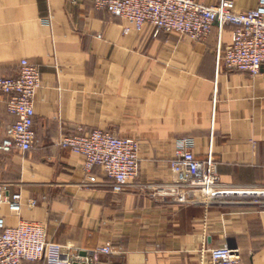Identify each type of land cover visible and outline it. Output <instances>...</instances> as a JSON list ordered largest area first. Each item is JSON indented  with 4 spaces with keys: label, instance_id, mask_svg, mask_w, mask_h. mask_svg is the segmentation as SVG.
<instances>
[{
    "label": "crops",
    "instance_id": "crops-1",
    "mask_svg": "<svg viewBox=\"0 0 264 264\" xmlns=\"http://www.w3.org/2000/svg\"><path fill=\"white\" fill-rule=\"evenodd\" d=\"M258 1L235 0L236 10ZM126 26L91 0H0V76H17L28 59L43 80L34 149L0 151V185L23 196L20 214L2 204L0 216L9 226L45 223L49 241L79 256L110 243L98 264H212L210 249L222 245L240 249L244 264H264V206L162 193L184 137L223 187L264 192V64L257 75L218 64L233 26L221 41L217 26L206 41ZM13 121L0 99V142ZM94 129L140 142V172L123 191L57 145L62 134Z\"/></svg>",
    "mask_w": 264,
    "mask_h": 264
},
{
    "label": "built area",
    "instance_id": "built-area-1",
    "mask_svg": "<svg viewBox=\"0 0 264 264\" xmlns=\"http://www.w3.org/2000/svg\"><path fill=\"white\" fill-rule=\"evenodd\" d=\"M98 10L127 22L125 31H141L151 27L155 32H177L197 41H206L218 27L221 41L226 26H233L232 42L217 52L218 64L228 69L248 71L257 75L264 64V0L258 6L237 11L235 0H218L207 4L200 0H91ZM42 72L38 65L23 59L15 77L0 76V99L5 101L14 121L0 142V151H32L37 142L35 130V97L42 87ZM57 145L84 158L87 174L101 169L112 182L115 191H123L140 172V142L112 131L94 129L86 133L62 134ZM192 138L176 141L175 156L171 161L174 182L162 188L164 195L185 200L190 193L205 203L251 202L264 206V192L234 191L220 184L214 165L199 159ZM9 184L0 185V205L20 214L23 196L20 191L10 193ZM36 206V199L30 200ZM79 249L71 245L49 241L47 225L21 220L9 226L0 216V264H98L101 254H111L112 245L88 250L79 256ZM212 264H244L240 249L229 245L210 249Z\"/></svg>",
    "mask_w": 264,
    "mask_h": 264
},
{
    "label": "trees",
    "instance_id": "trees-1",
    "mask_svg": "<svg viewBox=\"0 0 264 264\" xmlns=\"http://www.w3.org/2000/svg\"><path fill=\"white\" fill-rule=\"evenodd\" d=\"M36 263H43L44 264V262H35L34 264H36Z\"/></svg>",
    "mask_w": 264,
    "mask_h": 264
},
{
    "label": "water",
    "instance_id": "water-1",
    "mask_svg": "<svg viewBox=\"0 0 264 264\" xmlns=\"http://www.w3.org/2000/svg\"><path fill=\"white\" fill-rule=\"evenodd\" d=\"M229 246H231V247H232V245H229ZM77 264H79V263H77Z\"/></svg>",
    "mask_w": 264,
    "mask_h": 264
}]
</instances>
